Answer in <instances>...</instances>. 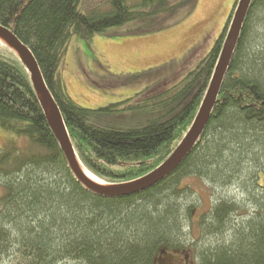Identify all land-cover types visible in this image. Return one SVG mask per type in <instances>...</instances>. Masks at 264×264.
I'll list each match as a JSON object with an SVG mask.
<instances>
[{
    "label": "trees",
    "instance_id": "16d2710c",
    "mask_svg": "<svg viewBox=\"0 0 264 264\" xmlns=\"http://www.w3.org/2000/svg\"><path fill=\"white\" fill-rule=\"evenodd\" d=\"M196 1L106 0L103 7L85 12L82 0H0V26L31 52L79 165L102 184L134 182L158 168L178 146L204 98L238 0L207 55L171 90L162 86V92L149 98L147 88L104 108L78 106L60 76L70 39L88 40L155 15L170 19L182 9L190 12ZM153 107L159 111L156 118L132 127L101 122L108 114ZM0 130L8 136L0 148V264L4 259L8 264H157L160 254L187 249L181 236L195 209L184 204L193 192L184 185L187 179L230 183V172L246 156L256 158L253 167L259 173L250 191L261 212L235 225L228 244L202 250L199 261L264 264V0H251L199 141L172 175L147 191L106 198L75 179L27 70L3 44ZM236 206L218 201L210 207L208 235H218L216 225L225 223Z\"/></svg>",
    "mask_w": 264,
    "mask_h": 264
},
{
    "label": "rangeland",
    "instance_id": "374dc122",
    "mask_svg": "<svg viewBox=\"0 0 264 264\" xmlns=\"http://www.w3.org/2000/svg\"><path fill=\"white\" fill-rule=\"evenodd\" d=\"M233 2L197 0L190 12L182 9L170 19L167 14L155 15L109 29L88 40L73 36L60 67L67 94L78 106L96 110L122 102L147 88L150 91L146 96L149 97L159 92L162 86L171 90L207 55L225 27ZM105 3L106 0H82L81 8L90 12ZM161 21L162 24L158 25ZM157 110L153 107L108 114L101 118V122L118 128L132 127L156 118L159 115ZM7 138L0 130V148ZM247 158L250 161L245 163ZM253 160L256 158L249 156L245 157V162L241 160L238 167L230 172V183L211 184L187 179L184 185L193 192L184 204L195 206L190 222L184 223L181 236L187 249L162 253L156 260L157 264H200L202 250L217 246L218 242L228 244L231 231L236 232L235 225L244 224L261 212L254 201L253 191H250L255 184L251 180L256 182L259 173L256 171L258 168L253 167ZM3 193L0 184V197ZM218 201L233 202L237 211L228 217V222L216 225L218 235L212 237L206 230L210 222V207L213 208ZM202 217L204 221L199 227ZM3 261L4 264L9 263L7 259Z\"/></svg>",
    "mask_w": 264,
    "mask_h": 264
},
{
    "label": "water",
    "instance_id": "95a60500",
    "mask_svg": "<svg viewBox=\"0 0 264 264\" xmlns=\"http://www.w3.org/2000/svg\"><path fill=\"white\" fill-rule=\"evenodd\" d=\"M250 3L251 0H238L204 98L190 128L178 146L158 168L134 182L121 185H97L84 176L80 170L81 166L79 165L69 142L59 110L44 84L39 68L31 52L11 31L2 26H0V44L9 48L27 70L32 88L37 96L48 126L57 140L68 167L73 173L75 179L85 189L95 195L106 198L128 197L147 191L166 180L179 168L194 149L210 119L212 109L216 103L221 85L228 71L239 40V35Z\"/></svg>",
    "mask_w": 264,
    "mask_h": 264
},
{
    "label": "bare ground",
    "instance_id": "6f19581e",
    "mask_svg": "<svg viewBox=\"0 0 264 264\" xmlns=\"http://www.w3.org/2000/svg\"><path fill=\"white\" fill-rule=\"evenodd\" d=\"M0 42H1V40H0ZM80 170L82 171V173L84 174V176L87 178V179H89L91 182H93V183H95V184H97V185H102L101 183H99L95 178H93L92 176H90L84 169H82L81 167H80Z\"/></svg>",
    "mask_w": 264,
    "mask_h": 264
},
{
    "label": "flooded vegetation",
    "instance_id": "af4514ba",
    "mask_svg": "<svg viewBox=\"0 0 264 264\" xmlns=\"http://www.w3.org/2000/svg\"><path fill=\"white\" fill-rule=\"evenodd\" d=\"M161 90L163 91V89H162V88H161ZM161 90H160V91H161ZM162 91H161V92H162ZM147 97L149 98V96H147ZM147 97H146V98H147ZM181 252H182V251H181ZM183 258H184V260L186 259V258H185V256H184Z\"/></svg>",
    "mask_w": 264,
    "mask_h": 264
}]
</instances>
